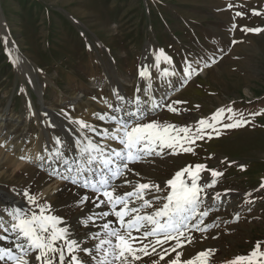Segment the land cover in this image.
Wrapping results in <instances>:
<instances>
[{
  "label": "rangeland",
  "instance_id": "1",
  "mask_svg": "<svg viewBox=\"0 0 264 264\" xmlns=\"http://www.w3.org/2000/svg\"><path fill=\"white\" fill-rule=\"evenodd\" d=\"M244 28L264 29V0H0V115L6 118L0 137H28L24 148L29 149L47 116L41 111L44 108L51 113L48 124L56 123L49 131L56 138L49 135L50 142L60 139V146L74 160L71 142L80 145L82 138L97 135L74 123L80 117L77 104L101 103L102 108L106 103L102 99L112 94L110 87H120L129 101L137 97L150 101L164 84L165 71L190 65L197 72L194 78L142 122L155 120L194 131L199 120L211 122L217 110L230 108L232 112L224 113L217 124L219 137L197 140L191 145L194 154L172 155L165 149L162 156L131 164L140 175L128 173L127 179L133 184L153 181L164 188L175 172L188 165L204 164L208 170L222 172L215 178L210 171L201 173V184L216 180L207 190L209 203L204 208L216 193L223 201L221 207L209 210L205 220L216 226L207 233H193L197 239L188 244L193 249L182 259L213 249L217 253L210 264H230L235 257L248 255L257 242L264 251V188L260 187L264 184V114L254 115L264 113V31L257 34ZM161 50L171 62L161 58L157 67ZM147 55L152 64L146 79L139 71L146 67ZM165 105L178 112L168 111ZM131 106L123 109L130 111ZM236 119L250 122L223 128ZM102 122L92 118L88 125L108 128ZM27 164L14 177L0 179V190L26 202L23 191L33 194L39 186V171ZM121 189L131 191L127 186ZM155 255L154 260H159Z\"/></svg>",
  "mask_w": 264,
  "mask_h": 264
},
{
  "label": "snow or ice",
  "instance_id": "2",
  "mask_svg": "<svg viewBox=\"0 0 264 264\" xmlns=\"http://www.w3.org/2000/svg\"><path fill=\"white\" fill-rule=\"evenodd\" d=\"M253 14L261 13L254 11ZM236 16H243V13L236 12ZM241 30L257 34L264 31L261 28ZM161 58L171 62L170 57L161 50L156 56L157 67ZM194 71L190 65L184 69L188 78ZM139 75L141 78H150L146 67L139 71ZM163 75L169 73L165 71ZM129 103L135 105L134 110L113 109L117 113L123 111V116L105 114L98 117L105 121L111 120L113 127L105 129L101 135L103 139L115 142L119 148L87 139L79 147V157L71 162L59 148L49 157H38L42 162L48 161L46 183H70L78 190L73 193L71 206L79 209L77 220L82 227L90 230L97 221H104L102 232L93 233L90 237L95 241L94 246L89 247L84 243L78 232L69 226L67 219L54 212L53 205L44 198L43 193L30 194V190H25L23 196L27 200V210L14 208L7 213V223L0 221V231L9 234L0 236V240L11 237L10 247H0V264H93V261L94 264H135L153 253L159 256V261L165 260L166 256L172 257L167 264H210L213 249L200 251L189 259H182L184 254L178 249H183L185 244H192L197 239L193 233H207L216 226L205 223L209 211L204 208L207 190L215 186L216 180L203 184L199 181L203 171H210L213 178L223 173L208 170L204 164L188 165L175 172L164 188L153 181H137L133 184L127 179V174L139 176L140 173L129 166L151 156H162L165 149L170 150L172 155L181 152L194 154L191 145L197 140H203L206 136L211 139L213 134L219 137L221 129L217 128V124L222 122L225 109L217 110L211 122L199 120L193 131L190 127H178L155 120L143 123L145 109L141 106L142 101L137 97ZM177 103L185 102L173 101V104ZM165 106L170 112H178L172 105ZM227 111L232 112V109ZM261 114L264 113L254 115ZM249 122L236 119L222 126L224 129H235ZM74 123L81 129L95 131L82 120ZM209 129L211 131H207ZM61 143L60 139L55 140L56 145ZM121 178H124L123 183H116ZM125 186L130 187L131 191H120ZM260 187L264 188V184ZM81 189L84 191H79ZM220 198V193L213 197L215 200ZM172 241L175 243L170 248H163V245ZM158 248L163 250L158 252ZM172 253L175 255L172 256ZM159 261L154 260L152 264H159ZM230 264H264V251H261L260 242L248 255L237 256Z\"/></svg>",
  "mask_w": 264,
  "mask_h": 264
},
{
  "label": "bare ground",
  "instance_id": "3",
  "mask_svg": "<svg viewBox=\"0 0 264 264\" xmlns=\"http://www.w3.org/2000/svg\"><path fill=\"white\" fill-rule=\"evenodd\" d=\"M146 51H148V50H146ZM108 90H110V93H112V94L109 96L106 95L102 99V100H106V103L103 101L104 104H103L102 108L100 107L101 103H99L97 106L89 104L88 101H83V102H80L79 104H77L76 111L78 114H80V117L77 118L76 121L82 120L86 124H88V121L90 119H92V118L97 119L100 115L106 114L109 116H114V115L123 116V111L117 113V112H114L112 110L114 108L123 109L126 106H130L131 104L130 105L128 104L129 100L122 93L123 99H121V101L118 99L119 101H117V97L113 94V90L111 89V87ZM114 91H115V93H118V91L116 89ZM123 92H124V90H123ZM164 98H169L168 93L162 94V96L158 95V97L156 98L155 101H152L151 103H149L148 110L145 109V112L149 111L150 109H153V105H156L157 100H162ZM134 109H135V105H132L130 107V111H132ZM41 111L45 112L47 114V116L46 117L44 116V118L42 119V123H41V127L39 129L38 135L33 138V142L31 143V146L29 149L24 148V145H26V143L28 142V137L24 136V137H20L17 139V138H14L12 136L13 134H8V135L5 134L3 137H0V179L6 175L14 177L16 172H20L22 169H27L26 168L28 166L27 163H30L32 166H34L36 168V170L39 171L38 179L36 178L37 182H38V184L37 183L36 184L39 186L37 188H34V190H32V193L33 194L43 193L44 198L51 205H53L54 212L64 216L67 219L68 224L73 229V231L78 232V235L81 238H83L84 243H86L89 247H93L95 244V241H92L90 239V237L93 233L102 232L101 225L104 221L103 220L97 221L95 224H93L91 226L90 230H89V228L82 227L81 223L78 222V220H77V217L80 215L79 209L74 207V206H71L73 203V200H74L73 193L78 191L76 189V187L70 183H62L60 181L46 183V180H47L46 170L48 167V161L46 159L45 161L42 162L41 160L38 159V157H40V156L49 157L50 154L52 152L56 151L57 148H59V150L64 153L65 158L68 159L70 162L72 161V158H71L72 156L68 155V153L70 151L68 153H67V150H66V152H64L65 150L62 149V147L60 145H56L55 142H53V141L50 142L49 135H53L55 137V134L53 132L50 134L49 131H50V128L52 126H49V125H54L56 123H54L51 120V123L48 124V122H47L48 120H46V119H51V113H49L44 108ZM41 114H43V113H41ZM5 121H6L5 116L0 115V134L6 127ZM103 122H105L108 126V128H106V129H111L113 127L111 120H107V121L103 120ZM100 126H102V125H100ZM81 130L82 131H84V130L88 131L89 129H81ZM104 130L105 129H101V128H95V131L90 130L91 134L96 133L97 135L94 134V135H96L95 137H93V136L87 137L86 136V137L82 138V139H84V141L83 140L80 141V145H78L77 142H71L72 146L73 147L75 146V149L72 152L73 155H75V159H77L80 155L79 147L82 145V143L86 142L87 139H91L94 142H99L101 144H108L111 147L119 148L120 146L117 145L115 142L105 140L102 138L101 134L103 133ZM11 137L14 139H12ZM21 157H27L28 159H21ZM29 160H30V162H29ZM28 169H30V168H28ZM132 169H133V167H132ZM143 169H144V167H143ZM33 171L35 172V170H33ZM56 189H62V191H55ZM79 191H84V190L81 189ZM122 191H124V190H122ZM85 194L90 195V193H87V192H85ZM220 204H221V201H214L213 203L209 204V207L206 210H208V211L210 210V212H212L215 209L214 207H217V208L221 207ZM17 207L27 210L28 204L26 201H24L23 199H20L18 196L14 197L9 192H5V191L0 190V221L7 223L8 222L7 213L11 212L14 208H17ZM93 211H99V209H93ZM109 219H114V217H110ZM4 235H9V234L5 233L3 231H0V236H4ZM201 237H203V236L201 235ZM204 239H206V238H204ZM201 243H202V241H201ZM10 246H11V237L10 236H9L8 240H0V247H10ZM191 249H193V245L191 246V245L186 244L185 248L180 249L179 251H182L183 253H185L188 250L191 251ZM158 250L159 249H157V251ZM158 252H160V251H158ZM214 252H215V250H214ZM215 253H217V252H215ZM153 257L157 258L156 255L153 253L152 256L143 257L140 261H136L135 264H139V263L152 264V261H154ZM168 257L169 258H165V260H163V261H159V260H156V261H159V264H167V261L171 258L170 256H168ZM93 264H94V261H93Z\"/></svg>",
  "mask_w": 264,
  "mask_h": 264
}]
</instances>
